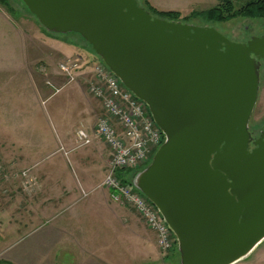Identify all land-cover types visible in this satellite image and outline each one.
<instances>
[{
    "label": "water",
    "instance_id": "obj_1",
    "mask_svg": "<svg viewBox=\"0 0 264 264\" xmlns=\"http://www.w3.org/2000/svg\"><path fill=\"white\" fill-rule=\"evenodd\" d=\"M49 32L79 33L165 136L133 185L177 240L180 264H234L264 240V128L250 121L264 35L153 15L138 0H21Z\"/></svg>",
    "mask_w": 264,
    "mask_h": 264
},
{
    "label": "rangeland",
    "instance_id": "obj_2",
    "mask_svg": "<svg viewBox=\"0 0 264 264\" xmlns=\"http://www.w3.org/2000/svg\"><path fill=\"white\" fill-rule=\"evenodd\" d=\"M138 1L144 7L146 6L145 0ZM247 1L249 0H235V4L240 6ZM8 2L14 9L13 11L0 2V235L7 233L9 229H5L3 226V212L8 210L4 208L5 199L12 200V203L6 204V206L11 207L18 206L13 201H18L20 195L21 199L25 196L24 198L34 202H39L42 198L46 201H52L54 194L51 190L56 187L54 186L55 182L50 178L42 179L39 174H35L37 167L38 171L39 168L46 167L45 171L50 172L52 155L51 153L47 154L50 155L48 159L47 155L39 156L38 154L44 152L42 154L45 155L46 152L54 150L47 148H52L54 141L57 139V125L61 119L63 109H75L76 101L78 104L80 102L81 105L85 102L82 94L88 95L84 79L66 85L58 93L53 91L47 81L52 80L56 83H63L62 73L58 67L62 61L74 60L78 62L81 67L79 74L85 75L86 73L89 76L94 61L100 60L91 45L79 33L70 32L61 35V37L54 35L61 33L47 32L23 1L8 0ZM151 2L159 9H179L186 15L192 11L210 8L220 0H151ZM189 22L199 25H214L234 41H246L252 36L264 35V18L260 17L242 16L226 22H215L198 15L189 19ZM10 28L11 30H9ZM14 28L25 34V40L23 39L25 48L20 46L21 51L18 50L16 53L13 51L11 55L7 46L10 45L9 41L12 39L9 34ZM6 32L8 38L5 36ZM62 39L66 40L67 43H71L69 46L73 52L70 54L62 53L61 47L64 43ZM13 45L17 46L15 43ZM14 54L17 55V62L11 67V64L9 65L4 60L6 56L10 58ZM5 63L8 65L7 68H5ZM74 86L79 89V94L78 92L74 94L73 100L67 99L65 94L61 95L66 89ZM64 99H67V104ZM100 113L96 117V122L98 117L102 115ZM67 121L72 122L71 118ZM263 128L264 65L261 69L257 104L250 121V129L255 136H258ZM22 138H27L29 142L31 140L43 141L47 148L39 151L35 156L36 150L30 146L29 150L32 152L30 155L28 150L24 149L25 146H22ZM78 142L80 141L78 140ZM158 148L152 151L149 162L138 169L145 168L152 161ZM58 156L56 154L53 159H61ZM61 156L64 157L62 152ZM36 157H40L39 161ZM41 160L42 162H40ZM43 161L45 165H43ZM48 168L49 170H47ZM69 171L72 175L74 174L72 167H69ZM133 171L131 170V172ZM23 172H28L29 175L30 172L33 173L36 175L37 180L32 185H27L25 183L27 179ZM103 182L99 183L98 189H107ZM31 189L35 190L30 194H35L33 199L27 193ZM110 199L116 204L126 206L130 209V212L138 216L139 221L142 222L140 228L144 230L143 235L153 244L156 264H180L178 258L177 260L169 261V259H165L164 261L165 255L158 246L156 235L146 225L134 207ZM51 209L52 207L40 214L36 220L29 221L26 225L23 224L11 234L0 239V264H72L74 260L75 262L81 261L82 254L79 253L80 250L76 248L77 246L71 242L68 234V229L72 232L77 228H73V222L66 224L64 220V217L71 215L73 210L62 211L59 213L61 215L57 217L59 214ZM30 214L33 217L36 216V214ZM175 247L167 255L171 254L172 256ZM119 260L121 262L114 258L115 264L117 262L118 264H137V262H131L132 259L126 256H120ZM141 264H149V262L141 261ZM234 264H264V240L248 256Z\"/></svg>",
    "mask_w": 264,
    "mask_h": 264
},
{
    "label": "crops",
    "instance_id": "obj_3",
    "mask_svg": "<svg viewBox=\"0 0 264 264\" xmlns=\"http://www.w3.org/2000/svg\"><path fill=\"white\" fill-rule=\"evenodd\" d=\"M6 34L5 36L8 38V34ZM9 35L12 38L9 41L10 45L7 46L9 54L12 55L13 51H15L14 53L18 50L21 51L20 46L25 48V34L14 28ZM54 35L61 36L65 34ZM16 37L17 39L15 40ZM63 42L62 53L70 54L73 52L69 46L71 43H67L66 40H63ZM14 43L17 46L13 45ZM11 46L13 47L11 48ZM16 56L15 54L10 58L6 56L4 62L11 64V67H13L17 62ZM6 63L5 68L8 66ZM78 91L77 86H74L66 89L61 95L65 94L67 99L73 100L74 94H77ZM82 95L85 99L82 105L76 101L75 109H63L64 113H61V119L57 125V139L54 141L52 148H47L43 141L36 142L31 140L29 142L27 138H22V146H25L24 149L28 150V154L32 153L29 150L30 146L36 150L35 156L44 148L54 149L51 152H46L45 155L42 154L44 152L38 154L39 156H46L51 153L50 172L45 171L46 167H41L38 171L37 167V172L35 173L39 174L42 179L50 178L55 182L54 186L56 187L51 190L54 197L52 195V201H46L42 198L39 202H34L24 198L25 196L21 199L20 195L18 201H13L14 204H18V206L14 207L6 206L9 202L12 203V200L5 199L4 208L8 210L3 212V226L5 229H9L7 233L0 235V239L11 234L23 224L26 225L29 221L36 220L40 214H43L51 207V210L56 211L57 214L62 211L73 210L71 215L64 217V220L66 224L73 222V228H77L72 232L68 229V234L71 242L80 250L79 253L82 254V259L78 262L74 260L72 264H83L85 262L88 264H115L114 258L120 261V256L131 258V262H137V264H141V261L156 264L153 244L143 235L144 230L140 228V226L142 227V222L139 221L138 216L130 212V209L126 206L111 201L108 189L97 188L99 183L105 180L109 172V148L92 132L98 113L101 112L100 114H103L102 112L104 111L102 102L98 97L89 91L88 95ZM67 99H64L66 104L68 103ZM69 118H71L72 122L67 121ZM79 129H85L91 134L90 143L81 144L78 142L77 130ZM61 152L64 157L61 156ZM56 154L61 159L54 160L53 157H56ZM49 156L47 155L46 157L48 158ZM36 158L38 160L40 157ZM43 165H45V162ZM68 165L73 168V175L69 171ZM23 175L27 179L25 181L27 185H32L37 180L36 175L31 172L30 175L28 172H23ZM34 191L33 189L27 191L32 199L35 194H30ZM17 212L18 214H16ZM30 213L36 214V216L33 217ZM60 215H57V217ZM152 232L154 231L152 230ZM3 242L5 243L6 241ZM165 259L166 255L164 256V261Z\"/></svg>",
    "mask_w": 264,
    "mask_h": 264
},
{
    "label": "built area",
    "instance_id": "obj_4",
    "mask_svg": "<svg viewBox=\"0 0 264 264\" xmlns=\"http://www.w3.org/2000/svg\"><path fill=\"white\" fill-rule=\"evenodd\" d=\"M91 66L89 76L79 74L81 68L74 60H65L58 67L63 83L52 80L47 83L55 93L66 85L84 79L88 91L102 102L103 114L98 117L92 132L110 150L109 172L104 185L111 198L130 205L155 232L160 250L164 255L176 245V238L157 207L134 185L123 178L125 175L147 164L152 151L165 140L161 129L154 122L146 104L137 98L110 68L100 59ZM81 144L91 142V134L85 129L77 131ZM120 172V173H119ZM121 172L125 174H121Z\"/></svg>",
    "mask_w": 264,
    "mask_h": 264
},
{
    "label": "trees",
    "instance_id": "obj_5",
    "mask_svg": "<svg viewBox=\"0 0 264 264\" xmlns=\"http://www.w3.org/2000/svg\"><path fill=\"white\" fill-rule=\"evenodd\" d=\"M0 2L4 4L5 6H7L8 8H10L11 11L14 10L9 4L8 0H0ZM145 4H146L145 7L153 15L167 18L169 20H181L183 22H189V19H191L194 16H198V15H202V17H204L205 19L215 21V22H226L231 19L242 17V16L264 18V0H249L240 6H237L235 4V0H220V2H218L216 5L210 8L199 10V11L198 10L192 11L186 15H184L183 11L179 9H169V10L159 9L151 2V0H145ZM138 168L135 169L133 172H128L127 174L121 172L120 176L122 174L129 176L130 179L123 178V180L132 183V179L134 175L136 174V172L141 170ZM173 252L176 256L174 254H172V256L171 254L166 255V259H169V261H172L173 259L177 260L178 258L179 263H180V254H179L177 245Z\"/></svg>",
    "mask_w": 264,
    "mask_h": 264
},
{
    "label": "flooded vegetation",
    "instance_id": "obj_6",
    "mask_svg": "<svg viewBox=\"0 0 264 264\" xmlns=\"http://www.w3.org/2000/svg\"><path fill=\"white\" fill-rule=\"evenodd\" d=\"M262 130H263V129H262ZM262 130H261V131H262ZM260 134H261V132H260ZM260 134H259L258 136H255V138L259 137V136H260Z\"/></svg>",
    "mask_w": 264,
    "mask_h": 264
}]
</instances>
